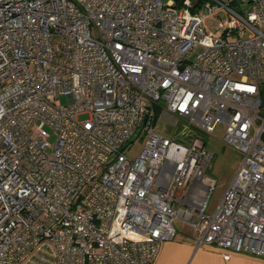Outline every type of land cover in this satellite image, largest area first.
Returning a JSON list of instances; mask_svg holds the SVG:
<instances>
[{"label":"built area","instance_id":"2783aa9c","mask_svg":"<svg viewBox=\"0 0 264 264\" xmlns=\"http://www.w3.org/2000/svg\"><path fill=\"white\" fill-rule=\"evenodd\" d=\"M191 2L0 0V264H153L176 220L264 256V0Z\"/></svg>","mask_w":264,"mask_h":264},{"label":"crops","instance_id":"0c3cea01","mask_svg":"<svg viewBox=\"0 0 264 264\" xmlns=\"http://www.w3.org/2000/svg\"><path fill=\"white\" fill-rule=\"evenodd\" d=\"M224 254L213 246L196 247L191 230H176L174 238L160 244L153 264H264V256L230 252L225 260Z\"/></svg>","mask_w":264,"mask_h":264},{"label":"rangeland","instance_id":"374dc122","mask_svg":"<svg viewBox=\"0 0 264 264\" xmlns=\"http://www.w3.org/2000/svg\"><path fill=\"white\" fill-rule=\"evenodd\" d=\"M61 101L63 102L64 99L61 98ZM166 130L169 131L170 127L166 126ZM223 131L224 126L222 124H219L216 126L212 137L204 136L207 141V149L213 155L212 159L208 163V166L204 167V174L206 176L215 178V186L210 195L208 204L209 210L216 206V204L220 200L222 193L228 185V182L231 179L236 166L241 160V155L238 152L222 145L221 139L223 136ZM140 145V140L135 141L132 144L131 148L126 151V155L128 157H134L137 154ZM46 152L49 153L50 149L46 150ZM174 225L177 232H181L186 229L191 230L190 226L181 220H176L174 222Z\"/></svg>","mask_w":264,"mask_h":264},{"label":"trees","instance_id":"16d2710c","mask_svg":"<svg viewBox=\"0 0 264 264\" xmlns=\"http://www.w3.org/2000/svg\"><path fill=\"white\" fill-rule=\"evenodd\" d=\"M182 1L183 0H175V3L177 4V5H179L180 3H182ZM192 2H191V7L192 6H196L197 4H199L200 2H202L203 0H191Z\"/></svg>","mask_w":264,"mask_h":264}]
</instances>
